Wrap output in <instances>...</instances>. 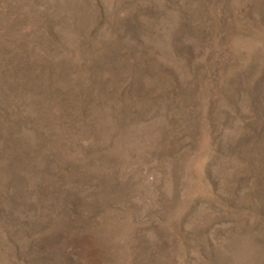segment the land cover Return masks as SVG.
<instances>
[{
    "label": "rangeland",
    "instance_id": "1",
    "mask_svg": "<svg viewBox=\"0 0 264 264\" xmlns=\"http://www.w3.org/2000/svg\"><path fill=\"white\" fill-rule=\"evenodd\" d=\"M0 264H264V0H0Z\"/></svg>",
    "mask_w": 264,
    "mask_h": 264
}]
</instances>
